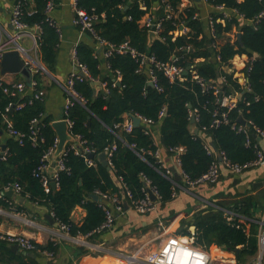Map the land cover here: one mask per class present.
I'll return each mask as SVG.
<instances>
[{"label": "trees", "instance_id": "1", "mask_svg": "<svg viewBox=\"0 0 264 264\" xmlns=\"http://www.w3.org/2000/svg\"><path fill=\"white\" fill-rule=\"evenodd\" d=\"M48 1L26 0L23 21L31 28L40 29L39 57L46 70L54 73L61 34L48 21ZM143 2L146 10L138 0H79L78 6L90 13L95 10L100 16L95 29L111 44L118 46L128 42L139 52L154 54L163 63L173 62L174 58L177 65L187 70L188 74L183 82L172 84L157 70L158 85L161 88L157 90L149 85L144 70L138 71L139 63L130 54H114L107 60L110 67L106 69L101 54L85 43L79 44L76 59L86 66L89 78H75L74 90L86 100V105L75 102L63 118L73 121L72 134L83 137L87 146L94 151L97 165L90 166L84 157L67 146L64 159L68 171L60 173L56 191L51 189L50 193H46L40 178L36 177L45 152L54 145L57 138L52 127L54 118L46 111L45 99L36 100L30 95L14 98L5 94V86H0V124L5 127V119L8 118L14 128L26 136L23 145L14 138L7 141L6 160L0 159V195L5 192L8 184L20 183L23 187L22 198L46 207L54 213L56 221L71 227L74 236L94 232L106 220L100 202L92 197L96 191L108 195L117 194L128 208L133 209L132 200H139L144 196V180L147 178L161 195V208L175 201L176 194L183 191L164 175L166 169L161 167L155 157L161 148L175 158L171 149L184 148L179 156L180 168L191 180H197L209 170L217 160L215 150L224 153L234 163H246L255 159L253 147L246 146L245 136L233 130L231 124L216 129L209 128L213 112L218 107L217 97L212 91H202L191 71L193 65H196L194 70L206 82L223 79L225 94L242 93L238 79L227 72L224 66H230L236 54L256 56L248 75L252 93L244 95L238 108L248 120L264 129V0H206V4L214 9L210 16L218 38H223L234 27L242 37V43L237 40L232 44L223 40L219 50L215 52L209 48L212 40L205 29V22L201 18H195L199 9L193 5L180 10L182 0H168L167 4L175 10L177 16L164 22V30L150 46L149 31L141 25V21L147 13H151L152 4L150 0ZM160 6L158 15L164 17V6ZM217 7L236 11L237 15L225 19L223 13L216 10ZM182 25L189 31L176 35L175 32ZM116 71L122 73V81L118 84L114 83ZM44 77L46 74L42 72L33 75V80L37 82L36 91L47 90L43 83ZM92 79L105 84V88L93 86ZM10 102L15 106H23L7 112ZM193 109L199 111V120L195 123L199 129L198 134L192 131L190 111ZM163 110L167 115L160 118ZM136 114L152 120L153 124L140 123L132 131H126L122 127L126 117ZM238 116L237 110L229 113L232 123L237 121ZM33 120H37L38 124L34 125ZM157 126L160 128V142L153 132ZM205 126H208V130L203 131ZM33 131L37 132V143L33 141ZM113 145L116 150L111 159L112 168L109 169L102 165L100 155ZM1 148L0 142V150ZM208 148L212 153H209ZM250 171L252 170L246 172ZM180 184L184 188L188 187L184 180ZM128 191L132 198L127 195ZM236 192L219 193V202H211L183 224L196 227L198 244L206 248L218 246L224 252L234 254L239 262H254L257 255V225L252 224L248 235L244 226L239 224V219L234 223L227 220L224 210L256 218L260 200L249 194V191ZM77 206L84 207L87 212L81 224L72 221V213ZM13 207L12 199L7 193L0 197V208L11 210ZM105 232L107 231L103 230L92 236V241L99 242L100 236ZM182 234L191 235V232L184 229ZM38 246L41 250L50 252H55L57 247L52 242L46 246ZM0 249L6 250L17 260L21 259L20 255L12 253L6 247V242L1 240ZM23 260L26 261L20 264H37L34 259L23 257Z\"/></svg>", "mask_w": 264, "mask_h": 264}, {"label": "built area", "instance_id": "2", "mask_svg": "<svg viewBox=\"0 0 264 264\" xmlns=\"http://www.w3.org/2000/svg\"><path fill=\"white\" fill-rule=\"evenodd\" d=\"M141 4V7L146 10V6L143 0H138ZM191 1V0H188ZM206 4V0H201ZM26 0H14V6L12 11V25L15 30L14 40L21 38L22 36L29 35L35 30L40 29L35 27L31 28L26 22L23 21V16L25 14L23 6L25 5ZM168 0H160V4L164 6L165 16L161 17L153 12L147 13L141 21V25L145 27L149 34L151 32L156 33L160 36V33L164 30V22L166 20H170L173 17L177 16L175 10L167 4ZM79 0H72L73 11L75 14L73 24L78 26L82 32L88 34L98 45L100 48V54L102 58L105 60L106 68L109 69V64L107 65V60L111 58L114 54H130L133 58L137 60L139 63V72H144L148 76V83L153 84V87L157 90H161L158 85V77L156 71L159 70L162 74L170 81V83L174 84L178 81L183 82L185 80L186 74L188 71L177 65V60L173 58V62L163 63L157 59V57L152 53H142L131 47L128 42H125L121 45H113L105 38L101 37L96 29L95 24L100 21V16L95 13L93 9L92 12H88L78 6ZM208 5V4H207ZM55 8V0H49L46 7V14L48 16V21L52 26H54L57 31L62 35L61 27L55 22L52 18L51 14ZM217 11L223 13L224 18H231L233 15H237L236 11L227 10L224 7H217ZM32 14V12H30ZM262 17L259 16V18ZM196 19H200V13L196 12ZM205 29L208 32L209 38L212 42L209 45V48L212 52L219 50L220 44L224 40L225 42H230L234 44L238 40L237 29H234L226 33L223 38H218L216 33V28L213 23V19L210 16L208 19V23L205 25ZM189 30L182 25L176 32V35H182L187 33ZM37 34V33H36ZM34 36V41L36 44L37 52L39 53V45L38 38L39 34ZM172 34V33H171ZM1 39V34H0ZM16 42V41H15ZM18 49L21 55L24 54V50L19 47L12 48ZM11 50L7 48L0 47V58L5 51ZM24 52V53H23ZM76 54V52H75ZM23 57V56H22ZM26 65H28L33 75L42 72L43 74H48L46 68L41 64H34L33 61H29L28 59L23 58ZM256 56H251L249 54H236L230 66H224V69L233 74L235 78L238 79L239 83L242 86V93H232L225 94L224 89V80L219 79L218 81L206 82L203 78H201L197 71L194 69L196 65L191 67V71L194 74V79L198 82V85L202 89L204 93L208 91H212L213 94L217 97V109L213 112V121L210 124V129L219 128L222 125H232V129L237 133L243 134L245 136V144L246 146H252L255 152V159L250 160L246 163H234L232 162L224 153L214 151L216 154L217 160L214 161L209 168V170L204 173L197 180H191L187 174H185L181 169L179 175L181 176V180H184V183L187 184L188 187L184 188L180 183L176 182L175 176L173 173L164 166L163 161L161 159L160 150H158L155 154L156 159L160 163L161 167L166 169V173L164 174L173 184L179 187L183 193L193 194L199 187L205 185H213L220 181L222 175V169H227L233 175H242L244 172L249 170H254L258 168L264 167V129L257 126L252 120H248L242 110L238 108V104L246 93H252V88L249 84V73L251 71V64L256 60ZM217 60L220 61V57L217 56ZM239 61V64L235 63ZM200 61L197 60L196 62ZM201 61H204L202 59ZM78 63V62H77ZM247 70V71H246ZM186 73V74H185ZM81 74H84L87 78H89V73L86 66L78 63L77 70L72 72L69 76L66 94L67 101L64 107V114H66L71 106L74 105L75 102L80 103L81 105H86V100L81 97L74 90V79L75 78H83ZM114 83L118 84L122 81V73L120 71L115 72ZM92 82H99L92 79ZM0 86L4 87V92L11 97L17 98L22 97L24 95H30L33 99L36 100H44L46 97L45 90L36 91L37 82L32 79L31 85L28 86L26 81L14 82L11 84H7L4 82V79L0 77ZM241 97V98H240ZM32 101V100H31ZM23 105H14L12 102L9 103L6 111L14 110L15 108L19 109ZM224 109V110H223ZM233 110H237L239 112V116L236 122L232 123V120L229 118V113ZM165 110H163L160 114V118L165 116ZM1 113V109H0ZM134 118H138L141 123L153 124L152 120H148L143 116L136 114L132 116H128L122 125V127L126 131H132L134 128ZM240 118L245 119V124L240 122ZM190 119H194L195 123L199 120V111L197 109H193L190 111ZM69 126V132L71 133L74 141H70L68 143V149L75 152L77 155L82 156L86 159L90 166L96 167L97 163L94 160L95 153L94 151L87 146L86 141L83 139L81 135H73L72 127L73 121L69 119H65ZM32 123L34 125L38 124L37 120H33ZM6 131L8 132L11 138H14L19 142L20 145L24 144L25 134L16 130L13 126V123L6 118ZM117 127H120L117 125ZM208 130V126L203 128V131ZM37 132L33 131V141L37 143ZM58 138H56L55 143L52 147H50L44 154L42 158V163L38 170L36 171V177L40 178L43 187L46 193H50L52 188V182L56 183V188L59 186L60 173L64 171H68V168L65 163V150L63 153L57 158L56 161L53 160L54 152L58 146ZM116 150V147L113 145L105 150V154L107 156L108 166L112 168L111 159ZM172 152L176 155V162L179 167H181V162L179 156L184 152V148L171 149ZM209 153H212V150L208 148ZM93 156V158H91ZM219 156L222 158V161L219 160ZM7 150H0V159L6 160ZM144 196L139 200H132L133 209L141 215H157L161 208V195L156 188L151 186V182L145 178L144 180ZM13 191L14 194L20 195L23 192V187L20 183H12L8 184L5 187V192L0 195L3 197L6 193ZM178 194V193H177ZM176 194V196H177ZM93 195H97L99 197V202L101 207L104 209L106 214V220L102 224V226L94 232L83 235L79 233L74 236L71 233V227L62 222L56 221L54 213L51 212V217L55 220V224L57 228L65 234V237L71 243L77 244L78 246H83L90 253H94L97 255H112L117 259L121 260L124 264H214L215 258L211 253L207 252L204 248L196 244L195 238L191 237H167L165 238L153 251L148 250L150 243L155 242L157 239L153 238L149 241L138 246L134 253H128L123 250L114 249L109 246L105 242H94L91 237L95 234L101 233L103 230L110 231L113 229L116 221L119 217H123L125 214V206L126 203L122 201L119 195H108L104 194L100 191H96ZM127 195L132 198L131 193L128 191ZM27 197H29L27 195ZM3 213L2 208H0V214ZM226 218L229 222H237L239 219V224L243 225L245 232L249 235L251 233L252 224L257 225L256 232V240H257V255L254 260V264H264V211L259 217L256 218H247L237 213L228 211L226 212ZM239 228V227H237ZM166 236V233L163 234ZM0 240L4 241L10 245H17L22 251L25 252H41L45 255V257L53 258V253L47 250H41L38 246L36 239L29 234H4L0 232Z\"/></svg>", "mask_w": 264, "mask_h": 264}, {"label": "crops", "instance_id": "3", "mask_svg": "<svg viewBox=\"0 0 264 264\" xmlns=\"http://www.w3.org/2000/svg\"><path fill=\"white\" fill-rule=\"evenodd\" d=\"M150 1L152 4L151 12L158 15V11L161 8L160 2L158 0ZM193 5L199 9L198 12L200 13L201 19L206 25L214 9L202 1L198 2L197 0H182L179 9L183 10L192 7ZM13 6L14 0H0V47L7 49L19 47L24 50L25 53H23L26 54L25 56L22 55L23 58L33 61L34 64L41 63L45 67L40 60L39 53L37 52L34 41L35 32L22 36L21 38L14 40L13 43L11 42L12 39H15V30L11 22ZM51 16L61 27L62 35L56 71L54 73L48 72L46 77L43 78V83L47 89L45 91L46 111L54 118V121H58L64 119V107L67 101L65 90L69 76L72 72L77 70L78 61L75 54L76 48L79 44L85 43L95 49L99 54L101 52L95 40H93L88 34L82 32L78 26L73 24L75 14L73 11L72 0H55V8ZM235 63L238 65L239 61L237 60ZM0 77H2L7 84L26 81L20 74L2 75L0 72ZM97 88L103 89L105 88V84H100ZM159 130L160 128L157 126L153 131L158 142H160L161 138ZM10 138L11 137L6 131V126L4 127V124H0V142L2 147L5 146L7 149V141ZM160 155L164 166L168 168L174 176H176L177 173L179 174L181 168L176 162L175 156L162 151V148L160 150ZM178 183H180V181ZM233 186L239 191H242V189L245 190L244 192L250 190L249 194L256 196L260 200V206L256 212V217H259L264 211V167L245 172L238 176L231 174L227 169L223 168L221 179L216 186H201L193 194L180 192L177 194L175 201L163 209L165 211H172L171 213H175L173 209H177V216L175 215L171 222H174L184 211H187L188 215L191 214L190 216L192 218L194 214L202 210L196 209L199 206V202L204 203L205 207L211 202H219L221 198L217 197L218 194L228 188L233 189ZM230 189L229 191H233ZM11 199L14 206L13 209H2L3 213L0 214V232L4 234H29L36 239L40 246H46L49 242H52L57 247L55 252H52L54 254L53 258H48L41 252H25L20 248L15 252L13 250V245L6 243V247L17 256L20 255L21 259L17 260L6 250L3 251L0 249V264H20L22 261H26L23 260V257L26 259H34L37 261V264H124L121 260L112 255H97L90 253L83 246H78L77 244L68 241L65 234L57 228L55 222L51 223L48 219L51 212L47 210L46 207L33 204L17 194H14ZM228 211L229 210H224L225 214ZM86 214L87 212L84 207L77 206L72 213V221L75 224H81L84 221ZM154 217L156 218L154 214L150 216H142L134 209L127 208L124 216L117 220L114 229L105 232L104 235L100 236L98 241L105 242L109 246L118 250H128L127 247H129L131 243L134 244L137 241H141V245L146 241L134 238L132 230L147 228V232L150 229L148 226L151 223V220L155 219ZM191 218H188L187 221ZM183 222H181L178 232L180 236L170 235L169 237H191L195 238V242L198 244L196 227L193 225L188 226V223L183 224ZM192 228L194 229L192 230ZM184 229L189 230L191 235L182 234ZM124 240L125 242L122 243ZM198 245L209 253H216V251H213L214 249L222 250L215 245L209 248H206V246L201 244Z\"/></svg>", "mask_w": 264, "mask_h": 264}, {"label": "water", "instance_id": "4", "mask_svg": "<svg viewBox=\"0 0 264 264\" xmlns=\"http://www.w3.org/2000/svg\"><path fill=\"white\" fill-rule=\"evenodd\" d=\"M197 1L200 2L201 0H197ZM35 33L39 34V30H35ZM149 35H150V46H152L153 43L155 42V40H157L159 38V36L154 32H151ZM238 40L240 43H242L241 34L238 35ZM0 72L2 75H6V74H20V75H22L25 78L28 86L31 85V82L33 79L32 70L28 65H26V63H25V61H24V59H23V57H22V55L18 49L7 50L3 53L2 58L0 60ZM81 76L85 79H88L84 74H81ZM92 84H93V86L97 87V86H100L101 83L100 82H92ZM150 86H153V84H150ZM166 115H167V112H165V116ZM239 120L242 124H245V119L240 118ZM140 123H141V121L138 118H134V126H138ZM89 124H90V122H89ZM191 124H192L193 133L198 134L199 129L195 125L194 119L191 120ZM52 127L55 130L58 141H59L57 149L53 155V160L56 161L57 158L65 150L68 142L74 141V138L72 137L71 133L69 132V126H68V123L65 119L54 121L52 124ZM5 149H6L5 146H3L2 150H5ZM91 158H93V156H91ZM219 160L222 161V158L220 156H219ZM100 161H101L103 166L110 169V167L108 166L107 156L105 153L100 155ZM175 180H176V182L181 181V176L178 173L175 176ZM52 188L54 191L57 190L56 183L54 181L52 182ZM7 195H8V197L12 198L14 196V192L11 191V192L7 193ZM92 197L95 201H99V197L97 195H92ZM127 208H128V206L126 205L125 209H127ZM48 219L50 220L51 223L55 222L50 215L48 216ZM193 229L194 228H192V230ZM13 250L15 252H17L19 250V246L14 245Z\"/></svg>", "mask_w": 264, "mask_h": 264}, {"label": "rangeland", "instance_id": "5", "mask_svg": "<svg viewBox=\"0 0 264 264\" xmlns=\"http://www.w3.org/2000/svg\"><path fill=\"white\" fill-rule=\"evenodd\" d=\"M232 188L233 189L228 188L223 192L228 193V194H236L237 189L235 188V186H233ZM229 189L233 191L231 192L229 191ZM244 191L245 190L242 189V191H239V192H244ZM198 204L199 206L196 209L205 208L204 203L199 202ZM173 210L175 213H171L172 211H165L163 208H160L159 213L155 215L156 218L154 217L155 219L151 220V223L148 226L150 229L147 232L144 231L145 228H139L133 231V235H134L133 237L138 240L149 241L153 238L157 239L155 242L150 243L148 247L149 252L153 251V249H155L165 238L169 237L170 235L180 236L178 232L181 226V222L185 220L187 221L188 218H191L190 216L191 214L188 215L187 214L188 212L184 211L180 214V216L174 222H171L172 216H175V215L177 216V209H173ZM164 233H166V236H163ZM124 242L125 240L122 241V243ZM140 243L141 241H137L134 244L131 243V245L127 247L128 250L125 249L123 251L128 252V253H134L135 250L138 248V246H140ZM213 251H216V253H212V252L210 253L215 258L214 264H254L252 260H249L247 262H242V261L239 262L234 254L223 252L220 249H214Z\"/></svg>", "mask_w": 264, "mask_h": 264}]
</instances>
